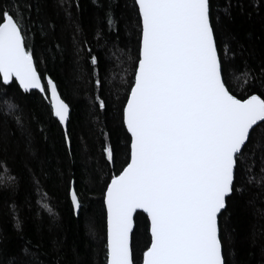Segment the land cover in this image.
I'll use <instances>...</instances> for the list:
<instances>
[{
  "label": "snow or ice",
  "instance_id": "1",
  "mask_svg": "<svg viewBox=\"0 0 264 264\" xmlns=\"http://www.w3.org/2000/svg\"><path fill=\"white\" fill-rule=\"evenodd\" d=\"M131 8L135 54L127 49L125 55L118 47L113 52L126 65L112 93L124 132L119 167L120 146L100 133V156L111 169L104 173L100 193L105 209L103 264H227L225 214L230 201L243 195L245 183H264V92L234 94L233 77L243 76L247 86L255 76L250 69L237 73L230 67L232 50L218 44L219 18L213 21L210 0H132ZM31 9L26 0H0V80L24 93L42 94L63 141L70 144V105L53 78L38 70L29 41L37 23ZM100 22L114 28L111 3ZM48 27L44 23L40 34ZM81 52L95 74L98 57L87 41L77 55ZM94 84L103 88L98 76ZM92 103L108 109L101 95ZM8 107L19 110L18 104ZM17 124H22L19 117ZM257 151L262 165L258 179L253 172ZM10 171L7 161H0V187L15 191L19 180ZM31 176L37 205L54 215L47 193L35 173ZM66 196L78 214L81 194L74 180L68 182ZM140 216L145 243L136 255L133 239ZM12 218L13 229L22 232L24 221L14 206ZM9 264H40L39 245L25 242Z\"/></svg>",
  "mask_w": 264,
  "mask_h": 264
},
{
  "label": "trees",
  "instance_id": "2",
  "mask_svg": "<svg viewBox=\"0 0 264 264\" xmlns=\"http://www.w3.org/2000/svg\"><path fill=\"white\" fill-rule=\"evenodd\" d=\"M26 2L32 5L31 19L37 21L29 41L39 60L38 70L53 78L70 105L71 142L63 141L62 129L50 116L42 94L37 90L24 93L18 85L9 87L0 80V161H7L10 175L19 180L15 191L0 187V233L4 237L0 239V264H9L27 241L39 245L40 264H103L105 209L100 193L104 173L111 169L100 156V133L109 134L111 142L120 146L119 167L124 158V132L119 123L118 101L112 93L117 90L126 65L121 66L113 52L118 47L126 50L125 55L129 54L127 49L135 54L137 34L132 0ZM109 3L116 17L114 28L100 22ZM210 3L213 21L219 18L218 44L221 49L227 44L232 50L230 67L237 73L250 69L255 76L247 86L243 76L233 77L234 94L264 92V0ZM44 23L49 27L41 35ZM83 41L98 57L95 74L84 53L77 55ZM97 76L103 82L102 89L95 87ZM96 95L107 101V111L93 105ZM9 104H18L19 110L9 109ZM17 117L22 124H17ZM259 155L257 151L253 167L257 179L262 167ZM32 173L39 180L41 191L47 193L46 202L54 215L37 205ZM70 180L75 181L81 194L78 214L66 196ZM245 188L242 196L230 201L225 214L229 234L224 256L227 264H264V183H245ZM13 206L15 214L24 221L19 233L12 227ZM143 229L144 219L140 216L133 239L136 255L145 243Z\"/></svg>",
  "mask_w": 264,
  "mask_h": 264
},
{
  "label": "water",
  "instance_id": "3",
  "mask_svg": "<svg viewBox=\"0 0 264 264\" xmlns=\"http://www.w3.org/2000/svg\"><path fill=\"white\" fill-rule=\"evenodd\" d=\"M32 91V90H31ZM61 95V94H60ZM62 97V96H61Z\"/></svg>",
  "mask_w": 264,
  "mask_h": 264
}]
</instances>
